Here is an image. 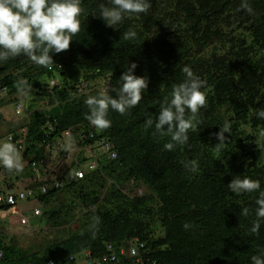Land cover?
Instances as JSON below:
<instances>
[{"label":"trees","instance_id":"trees-1","mask_svg":"<svg viewBox=\"0 0 264 264\" xmlns=\"http://www.w3.org/2000/svg\"><path fill=\"white\" fill-rule=\"evenodd\" d=\"M101 2L81 0V31L67 51L51 54L55 63L50 69L24 55L0 62V86H8L9 99H17L15 82L23 78L38 95L59 101L50 113L29 108L23 124L26 147L20 151L27 164L10 189L17 199L37 195L20 205L33 207L37 200L46 224L68 232L31 249L18 245L0 223V264H75L70 256L77 259L85 250L95 264H106L98 257L105 253V242L134 237L148 243L155 264H252L251 256L264 248V221L259 234L250 233L259 192L236 194L228 184L239 175L259 180L264 190V119L257 117L264 109V0L249 3L251 15L240 8L241 0H149L147 13L126 16L111 29L94 15ZM128 29L137 33L135 39H123ZM132 62L137 64L134 74L147 77L149 84L125 115L109 109L111 127L104 133L117 158L93 171L78 166L67 157L74 140L66 143L60 133L82 125L88 136L80 144L91 140L89 134L97 129L85 119V101L99 92L71 97V90L82 79L105 77L107 94L116 98L119 77ZM185 66L204 81L207 105L187 144L168 151L164 144L170 137L153 136L154 129L146 131L144 125L149 117L155 120L173 86L185 80ZM56 74L62 79L49 88L44 80ZM225 122L231 133H225L227 140L217 151L213 134ZM16 130L4 134L12 133L14 144L22 135ZM189 160L198 162L196 172L181 163ZM69 167H80L85 177L74 179ZM108 177L118 188H107ZM63 181L70 182L63 189L52 184ZM242 207L249 216L240 215ZM14 208L0 202V213ZM95 217L100 223L93 236Z\"/></svg>","mask_w":264,"mask_h":264},{"label":"clouds","instance_id":"clouds-1","mask_svg":"<svg viewBox=\"0 0 264 264\" xmlns=\"http://www.w3.org/2000/svg\"><path fill=\"white\" fill-rule=\"evenodd\" d=\"M255 1L241 0L240 8L251 15L254 10L251 7L252 4L250 5L249 3H254ZM150 7L149 0H105V2L99 3V12L94 15L97 16V19H102L111 29V27L118 28L117 26L123 22L126 16L147 13ZM83 12L84 8L82 7L81 0H0V62H6L9 59L24 55L37 66L50 69L55 63L51 54L67 51L71 46L73 37L80 33V16ZM122 35L123 39L132 40L136 38L137 33L132 29H128ZM210 49L211 45L205 51L210 52ZM58 66L60 68L61 64ZM136 67L137 64L132 62L127 70L120 75L119 80L121 84L116 90V98L107 94L109 91L108 78L82 79L76 83L75 89L71 90V97L91 95L99 92V95L89 96L85 101L89 109V112L85 114V119L97 130L89 134L91 140H88L84 145L80 144V142L88 134L84 133L82 125L70 127L60 133L66 143L69 139H73L75 142L76 149L71 148L67 150L68 160H75L78 166L82 164L93 171L99 168L101 164L111 163V161L117 158L114 144L110 137L104 133V130L111 127V120L108 118L110 108L121 115H125L129 109L136 107L143 98V92L148 88L149 81L145 76L134 74L133 70ZM182 72L185 74V80L173 86L170 97L165 96L163 98L155 120L149 117L146 119L144 125L146 131L154 129L152 132L153 136L170 137V141L164 144V148L168 151H174L178 145L187 144L189 140L188 133L190 131L195 132L201 123L198 118L200 109L207 105L206 94L201 90L204 86V81L195 75L188 66L183 67ZM53 77H56L54 81ZM61 79V76L56 74L44 81L51 88L59 83ZM99 80L103 81L101 86L97 85ZM15 83L18 92H20L16 97L17 99H9L12 96L9 93L8 86L1 85L0 100H3L2 102L4 103L10 102L13 110L21 112L24 107L23 100L19 98V95H28L29 85L23 78L18 79ZM32 96L29 100L35 102L37 98L48 100L52 97L38 95L36 91H34ZM47 102H50V108L53 104H59V101L55 98L53 103L50 100ZM3 106L4 104L0 105L1 115H3ZM27 111V116L25 114L19 120L22 123L14 126L20 128L19 132L22 135L18 139L21 138L23 140L22 149L19 150L11 142L10 138L7 141L8 135H12V133L4 135V137L7 136L6 141L0 144V195L4 197L2 204L15 205L16 209L27 208L22 207L20 204L24 201L35 199V196L37 197V195H31L32 193H30L27 194V198L17 199L13 190L10 189L11 184L16 182L14 179H18L19 173L23 171L24 166L27 164V160L22 159L20 152L22 151L23 154V149L26 147L24 133H27V126L23 124L29 117L30 111L29 109ZM257 117L264 119V109L257 111ZM1 120H3V117ZM67 133L68 135H66ZM225 133H231V126L228 122H225L223 127H220L219 132L213 134L219 141L214 145L217 151L223 148L227 140ZM75 151H79V156L75 154ZM85 151L88 153L87 157L83 155ZM85 160L88 162L83 164ZM181 163L189 171L196 172L198 170V162L196 160L182 161ZM70 169L74 179H83L85 177V171L80 169V167ZM2 171L6 172L4 178L1 176ZM14 173L15 176H13ZM43 180L51 183L46 178ZM72 181L74 180L70 182ZM70 182L63 181L52 184L56 188L63 189ZM107 182L106 186L108 189L113 186L118 188L115 179L108 177ZM131 184H134V180ZM42 187L43 191H45L46 187L44 185ZM228 188L236 194L259 192V198L256 200V219L252 222L250 228L251 234H259L261 222L264 221V190H261L260 181L249 177L242 178L237 175L229 182ZM122 191H125V189H122ZM10 195L15 199L13 203L8 200ZM29 208H32V210L35 208L41 209V206H39L36 200L34 206ZM249 214V209L242 207L240 215L247 217ZM99 223L100 218L95 217L93 223L90 225L93 236H95L98 230ZM24 224L25 226H22L23 230L29 233L31 231L29 223ZM190 227L191 225L189 224L184 225L185 229ZM57 230H61V228H57ZM147 244L145 240L138 237L123 238L115 242H105V253L104 255L102 253L98 257L99 259H103L102 261L106 264H155L149 259L151 251ZM131 249H136L137 254H131ZM80 255L83 264H86V261L91 259V252L89 250H85ZM71 260L77 262V259L73 257ZM251 261L252 264H264V248L260 249L258 254L252 255Z\"/></svg>","mask_w":264,"mask_h":264},{"label":"rangeland","instance_id":"rangeland-1","mask_svg":"<svg viewBox=\"0 0 264 264\" xmlns=\"http://www.w3.org/2000/svg\"><path fill=\"white\" fill-rule=\"evenodd\" d=\"M47 79V78H45ZM56 79V77H53V81ZM48 80V79H47ZM103 84L102 80H99L97 82L98 86H101ZM34 93V90H31V87H29L27 94H20L19 98H22L23 100V111L16 112L13 110L12 104L10 105V102L4 103L3 106V120L0 121V144L4 142V134L12 127L17 125L20 122V118L22 116H27L28 109L31 108H42L46 113H50V102L47 101L50 100H40L37 98L35 105L32 104L31 100L29 98H32ZM17 132H19L20 128H16ZM96 151V150H95ZM84 156H88V153L85 151L83 152ZM20 209V210H19ZM19 209H12L11 211L7 213H0V223L4 227L6 233L9 236L14 237L18 245H21L24 248H31L35 249L38 248V245L42 243H49L53 239V237L58 236L65 238L67 236V231L64 230H57V228H54L53 226H49V224H46V219L42 216V207L41 209L35 208L32 210V208H19ZM2 218V219H1ZM29 223L30 228H33V232H29L30 234H24L22 226H25V224ZM24 224V225H23ZM66 228V227H65ZM77 263L83 264L81 255L77 258Z\"/></svg>","mask_w":264,"mask_h":264},{"label":"built area","instance_id":"built-area-1","mask_svg":"<svg viewBox=\"0 0 264 264\" xmlns=\"http://www.w3.org/2000/svg\"><path fill=\"white\" fill-rule=\"evenodd\" d=\"M68 135V133L66 134ZM9 138L11 139V142L13 141L14 137L12 135H8L7 137V141L9 140ZM22 143H23V140L20 138V139H17L16 142H15V145L18 146V149L21 150L22 149ZM33 165H35V163H33ZM1 176L4 178L6 176V172L5 171H2L1 172ZM13 176H15V173L13 174ZM24 197V194H20L19 198H23ZM9 201H11L12 203L15 201L14 197L12 195H10L8 197ZM4 201V197L2 195H0V202L2 203ZM130 253L135 255L137 254V250L136 249H131L130 250ZM1 256V254H0ZM70 259H72V257H70ZM95 262L91 259H89L88 261H86V264H94ZM48 264H54L53 262H49Z\"/></svg>","mask_w":264,"mask_h":264}]
</instances>
